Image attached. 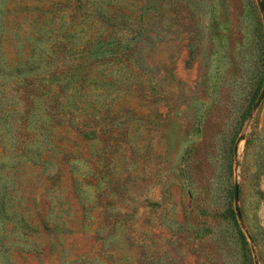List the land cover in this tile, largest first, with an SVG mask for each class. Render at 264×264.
Here are the masks:
<instances>
[{
  "label": "rangeland",
  "instance_id": "1",
  "mask_svg": "<svg viewBox=\"0 0 264 264\" xmlns=\"http://www.w3.org/2000/svg\"><path fill=\"white\" fill-rule=\"evenodd\" d=\"M0 264H264V0H0Z\"/></svg>",
  "mask_w": 264,
  "mask_h": 264
},
{
  "label": "trees",
  "instance_id": "2",
  "mask_svg": "<svg viewBox=\"0 0 264 264\" xmlns=\"http://www.w3.org/2000/svg\"><path fill=\"white\" fill-rule=\"evenodd\" d=\"M258 89H259V88H258ZM258 89H256L255 91H257ZM255 97H257L256 94L254 95V98H255ZM249 109H251V108H248V109L246 108V109L244 110V112H243V115H245V113H247V111H248Z\"/></svg>",
  "mask_w": 264,
  "mask_h": 264
}]
</instances>
